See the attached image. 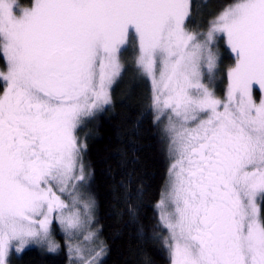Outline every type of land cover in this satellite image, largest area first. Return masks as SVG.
I'll use <instances>...</instances> for the list:
<instances>
[{"label": "snow or ice", "instance_id": "1", "mask_svg": "<svg viewBox=\"0 0 264 264\" xmlns=\"http://www.w3.org/2000/svg\"><path fill=\"white\" fill-rule=\"evenodd\" d=\"M192 11V0H0V264L30 244L57 251L53 220L94 245L69 244V264L107 255L78 131L112 104L129 47L168 145L153 235L170 264H264V0H230L206 31ZM221 38L233 56L222 98Z\"/></svg>", "mask_w": 264, "mask_h": 264}, {"label": "trees", "instance_id": "2", "mask_svg": "<svg viewBox=\"0 0 264 264\" xmlns=\"http://www.w3.org/2000/svg\"><path fill=\"white\" fill-rule=\"evenodd\" d=\"M33 0H18L30 7ZM230 0H192L191 27L206 30L208 21ZM221 71L233 62L223 45L219 47ZM127 67L111 90L112 104L87 120L78 135L86 145L85 163L92 173L86 191L95 200V223L107 247L101 264H170L167 251L153 233L158 232L155 208L167 180L169 154L161 125H154L148 108L150 84L138 76L130 58ZM4 61L0 59V67ZM121 182L131 189V204L137 207L133 221ZM140 189L143 195L137 199ZM55 252L37 245L29 246L9 264H68L63 238L53 224ZM143 226V234L138 228Z\"/></svg>", "mask_w": 264, "mask_h": 264}, {"label": "rangeland", "instance_id": "3", "mask_svg": "<svg viewBox=\"0 0 264 264\" xmlns=\"http://www.w3.org/2000/svg\"><path fill=\"white\" fill-rule=\"evenodd\" d=\"M23 8V7H21ZM202 31H206V30H202ZM220 44L223 45V47L228 50L230 52V50L228 49L224 39H218L217 40V49H219L220 47ZM231 54V52H230ZM133 56H134V49L132 47H129L124 53H123V59H124V62H125V67H127L128 64L127 63V60H131V62L133 63ZM232 56V54H231ZM233 57V56H232ZM134 64V63H133ZM5 67V64L3 66L0 67V70H2L3 68ZM226 71L227 69H224V71H221L220 70V67H219V63H218V68H217V71H216V74H215V78L214 80L212 81V86L214 87L215 91H216V94L218 97L222 98L223 97V94H224V88H225V85H226V82H227V78H226ZM205 83H208L207 80H205ZM116 84V83H115ZM114 84V85H115ZM114 87V86H113ZM99 114V113H98ZM84 126H82L81 128H83ZM162 129H163V126L161 125ZM80 128V129H81ZM79 129V130H80ZM79 132V131H78ZM169 154V153H168ZM169 156V155H168ZM167 177H168V173H167ZM85 190V189H82V191ZM61 199H63L66 203H68L69 205H71V198L67 195H63L61 197ZM56 226L60 236L63 238V242L66 246V250H67V254H68V264H69V253H68V246L69 244H72V245H76V244H81V247L84 248L85 250H87V248L89 247H92L94 246L93 244H90L89 242H86L84 241V235L86 234V232H81L80 234L74 236V237H71L69 238L68 236H66V234L64 232L61 231L60 229V226L59 224L53 220V223L51 225V235H52V239H53V227L54 225ZM91 229L93 231H95L97 233V241L96 243H99L100 241L103 242L102 238L100 237L99 235V226L96 225L95 223V216H94V212H93V221H92V224H91ZM54 240V239H53ZM33 245H37L39 247H42V248H45L47 249V247L45 245H40V244H30L29 246H33ZM27 246V247H29ZM21 254V253H20ZM20 254H17L15 253V251H12L9 255V258L11 256H19ZM8 258V259H9ZM104 258V257H103ZM103 260V259H102ZM101 260V262H102Z\"/></svg>", "mask_w": 264, "mask_h": 264}]
</instances>
